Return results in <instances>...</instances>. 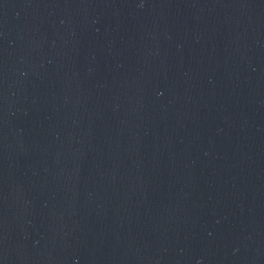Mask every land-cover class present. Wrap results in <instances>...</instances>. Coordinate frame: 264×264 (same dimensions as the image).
<instances>
[{
	"label": "water",
	"instance_id": "water-1",
	"mask_svg": "<svg viewBox=\"0 0 264 264\" xmlns=\"http://www.w3.org/2000/svg\"><path fill=\"white\" fill-rule=\"evenodd\" d=\"M0 264H264V0H0Z\"/></svg>",
	"mask_w": 264,
	"mask_h": 264
}]
</instances>
